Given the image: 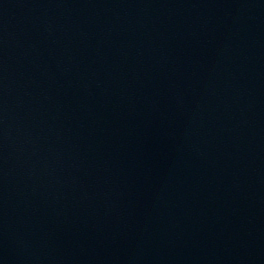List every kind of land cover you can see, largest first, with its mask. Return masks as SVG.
Instances as JSON below:
<instances>
[{"label":"water","instance_id":"obj_1","mask_svg":"<svg viewBox=\"0 0 264 264\" xmlns=\"http://www.w3.org/2000/svg\"><path fill=\"white\" fill-rule=\"evenodd\" d=\"M0 264H264V0H0Z\"/></svg>","mask_w":264,"mask_h":264}]
</instances>
